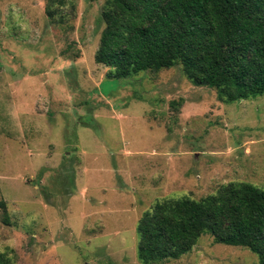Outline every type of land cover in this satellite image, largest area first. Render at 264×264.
<instances>
[{"label":"rangeland","instance_id":"obj_1","mask_svg":"<svg viewBox=\"0 0 264 264\" xmlns=\"http://www.w3.org/2000/svg\"><path fill=\"white\" fill-rule=\"evenodd\" d=\"M49 1L0 0V252L13 264H140L137 223L157 200L264 189V96L223 103L181 66L111 79L94 60L106 0L55 6L62 24ZM165 264L258 260L205 234Z\"/></svg>","mask_w":264,"mask_h":264},{"label":"trees","instance_id":"obj_2","mask_svg":"<svg viewBox=\"0 0 264 264\" xmlns=\"http://www.w3.org/2000/svg\"><path fill=\"white\" fill-rule=\"evenodd\" d=\"M68 4L74 8L50 0L47 17L62 24L53 8ZM101 22L94 60L111 79L181 66L190 83L215 90L223 103L264 96V0H106ZM136 231L140 264L178 260L205 234L214 244L249 249L264 264V189L233 182L198 200H157ZM8 254L0 252V264H13Z\"/></svg>","mask_w":264,"mask_h":264}]
</instances>
